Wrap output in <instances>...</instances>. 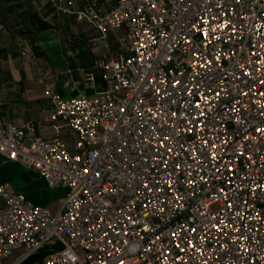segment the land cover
Masks as SVG:
<instances>
[{
	"label": "built area",
	"instance_id": "built-area-1",
	"mask_svg": "<svg viewBox=\"0 0 264 264\" xmlns=\"http://www.w3.org/2000/svg\"><path fill=\"white\" fill-rule=\"evenodd\" d=\"M74 15L101 39L124 30L122 53L96 62L92 96L45 89L72 149L0 117V154L66 191L52 213L0 184V264L46 246L43 264H264V0Z\"/></svg>",
	"mask_w": 264,
	"mask_h": 264
},
{
	"label": "crops",
	"instance_id": "crops-1",
	"mask_svg": "<svg viewBox=\"0 0 264 264\" xmlns=\"http://www.w3.org/2000/svg\"><path fill=\"white\" fill-rule=\"evenodd\" d=\"M112 5L104 4L106 9ZM85 6L86 0H0V117L4 124H33L34 135L43 139L59 136L69 149L77 134L51 120L45 89L62 98L103 90L102 72L95 64L117 58L125 38V31L118 30L101 39L95 27L77 21L74 12ZM0 184H9L12 191L52 213L59 210L66 193L1 154ZM51 248L45 247L47 255Z\"/></svg>",
	"mask_w": 264,
	"mask_h": 264
},
{
	"label": "rangeland",
	"instance_id": "rangeland-1",
	"mask_svg": "<svg viewBox=\"0 0 264 264\" xmlns=\"http://www.w3.org/2000/svg\"><path fill=\"white\" fill-rule=\"evenodd\" d=\"M213 209L216 210L217 209V206H214ZM45 250H46L45 248L41 249L39 252H37L36 254H34L33 256H31L25 262V264H43L44 261H45V258L47 256V251H45Z\"/></svg>",
	"mask_w": 264,
	"mask_h": 264
}]
</instances>
